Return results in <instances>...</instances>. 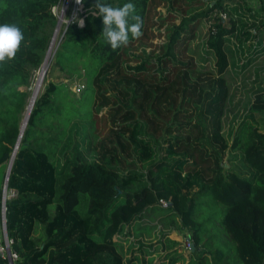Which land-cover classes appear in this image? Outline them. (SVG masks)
Instances as JSON below:
<instances>
[{"label": "trees", "instance_id": "1", "mask_svg": "<svg viewBox=\"0 0 264 264\" xmlns=\"http://www.w3.org/2000/svg\"><path fill=\"white\" fill-rule=\"evenodd\" d=\"M131 2L143 35L126 47L104 41L95 0L82 2L83 26L60 32L7 181L16 264H264V0L260 11L245 0ZM57 3L0 0V23L26 36L0 64V167L15 148ZM50 69L83 78L77 93L91 87L85 114H66L59 93L69 85L47 80ZM176 227L188 247L168 236ZM150 237L154 244L143 241Z\"/></svg>", "mask_w": 264, "mask_h": 264}, {"label": "clouds", "instance_id": "2", "mask_svg": "<svg viewBox=\"0 0 264 264\" xmlns=\"http://www.w3.org/2000/svg\"><path fill=\"white\" fill-rule=\"evenodd\" d=\"M75 2L81 4L83 0ZM90 12L94 17H102L104 27L101 36L113 50L126 47L130 43V35L133 39L143 35L142 18L131 0L122 6H113L107 0H95ZM80 23L83 26V21ZM25 42L26 36L20 25L0 23V64L15 59Z\"/></svg>", "mask_w": 264, "mask_h": 264}, {"label": "rangeland", "instance_id": "3", "mask_svg": "<svg viewBox=\"0 0 264 264\" xmlns=\"http://www.w3.org/2000/svg\"><path fill=\"white\" fill-rule=\"evenodd\" d=\"M58 8H60V5L58 7H56V9L53 10V12H54V14L56 16V21L58 20V16L56 15L58 13V10H59ZM60 22H61V19H60ZM59 24H58V27H57V31L55 32L54 47L58 43L60 32L63 29V23L61 25H59ZM198 31L200 32V30H198ZM196 42H198V38L196 39V41H193L190 44V47L193 48V45ZM195 52L196 53H193V55H194V58L197 59V64L203 69H206V68L210 67V64H211L210 63V59H209L208 56H206L205 51L203 52V50L200 47H198ZM40 68H41V65L38 68V70H36V72H35V74L33 76V79H32L31 96H32V93L34 91L35 84L37 85V83H38L37 81L39 79V75H40V72H41ZM45 69H47V66H46ZM37 73H38V75H37ZM47 80H51V81L56 82V83H60V82L61 83H66V84L69 85V90L61 91L59 93L60 98L64 102H69L70 103V104H67L68 108H69V111H66V114H68V112H69V114L70 113L74 114L75 112H78L80 114H85L89 110L90 102H91V98H92L91 87H89L88 85L85 86V88L82 89V91L80 93H77L79 91H75L74 90L75 89L74 88V84H81V82L84 83V79L83 78L75 77L73 75L72 76H68V74H65V72H62V71H59V70H56V69H50V71L48 73ZM41 83H42V81H41ZM41 86L42 85L40 84V86H39L40 89H38L39 91L41 90ZM31 96H30V98H31ZM30 98H29V100H30ZM77 99H79V100L71 105V100H77ZM28 109H30V106L28 107V105H27L26 111ZM26 111H25V113H26ZM24 118H26L25 114H24ZM24 118H23L21 124H23ZM225 119H226V121L224 120V125H225L224 126V134L230 136L232 127H233V125H235V122L233 124H231V121H229V116L228 115H227V117ZM6 168H7L6 165L0 167V192H1V198H2L4 179H5V175H6ZM6 197H7V190H6ZM80 209L81 210L83 209V205H82V207H80ZM167 231L169 233L168 236L170 238L176 239L178 242L181 243L182 246H183V244H184V247L186 246V240L184 241L185 233H184V231L182 229L176 227V228H173V230L169 229ZM0 234H1V222H0ZM143 241H146V242L151 241L152 244H154V242H155L154 237L153 238L152 237L146 238ZM123 246L127 249V243H123ZM181 249H182V251H184L183 247H181ZM125 255L127 257L129 256V251L128 250L125 252Z\"/></svg>", "mask_w": 264, "mask_h": 264}, {"label": "built area", "instance_id": "4", "mask_svg": "<svg viewBox=\"0 0 264 264\" xmlns=\"http://www.w3.org/2000/svg\"><path fill=\"white\" fill-rule=\"evenodd\" d=\"M58 8V24L61 25L63 23V29H65L68 23L76 21L78 26H81L80 21H83V17L85 16L82 3L77 4L75 0H58V3L52 8V10ZM61 18V22H60ZM221 18H224V14H221ZM82 87L81 84H74V90L79 91ZM162 205H166V202L163 200H159ZM0 222H1V234H0V259L3 264H16L18 260V255L11 249L12 239L7 236L5 231V224H3L1 220V211H0ZM189 246L188 240H186V246Z\"/></svg>", "mask_w": 264, "mask_h": 264}, {"label": "water", "instance_id": "5", "mask_svg": "<svg viewBox=\"0 0 264 264\" xmlns=\"http://www.w3.org/2000/svg\"><path fill=\"white\" fill-rule=\"evenodd\" d=\"M57 27H58V21H56V23H55V26H54V29H53V32H52V35H51V38H50V41H49L48 47H49V45H50V43H51V41H52V39H53V37H54V34H55L56 30H57ZM56 45H57V44H56ZM56 45H55V47H56ZM48 47H47V49H48ZM55 47H54V49H55ZM46 51H47V50H46ZM45 54H46V53H45ZM44 57H45V56H44ZM43 60H44V59H43ZM42 63H43V61H42ZM42 63H41V65H42ZM44 72H45V70H42V72H41V77H43ZM33 103H34V102H33ZM32 106H33V104H32ZM32 106H30V109H29V111H28V113H27V115H26V118H25V125H26V123H27V120H28V117H29L30 111H31V109H32ZM24 128H25V127H24ZM23 130H24V129H22V124H21L20 132H19V135H18L17 142H16V144H15V148H14V150H13V153H12V155H11V158H10V160H9V162H8V165H7V168H6V175H5V179H4L3 191H2V198H1V220H2L3 224H5V198H6V190H7L8 176H9V172H10V169H11V165H12V161H13V157H14V154H15L16 148H17V146H18V141L20 140V138H21V136H22V134H23ZM5 231H6V224H5ZM190 248H192V246H190Z\"/></svg>", "mask_w": 264, "mask_h": 264}, {"label": "bare ground", "instance_id": "6", "mask_svg": "<svg viewBox=\"0 0 264 264\" xmlns=\"http://www.w3.org/2000/svg\"><path fill=\"white\" fill-rule=\"evenodd\" d=\"M61 19V18H60ZM57 31V30H56ZM54 43H55V34H54V37H53V39H52V41H51V43H50V45H49V47H48V50H47V53H46V56H45V59H44V62L42 63V65H41V68H40V71L42 72V70H45V68H46V66H47V64H48V62H49V59H50V57L52 56V53L54 52ZM39 71V72H40ZM38 72V73H39ZM41 72H40V75H39V79H38V83H37V85L35 84V88H34V91H33V93H32V96H31V98H30V100H29V102H28V107L29 106H32V104H33V102H34V100H35V98H36V95H37V92H38V89H40L39 88V86H40V84H41V80H42V77H41ZM38 73H37V75H38ZM28 111H29V109L26 111V113H25V115H27V113H28ZM24 127H25V118H24V121H23V124H22V129H24ZM18 143H19V141H18Z\"/></svg>", "mask_w": 264, "mask_h": 264}, {"label": "crops", "instance_id": "7", "mask_svg": "<svg viewBox=\"0 0 264 264\" xmlns=\"http://www.w3.org/2000/svg\"><path fill=\"white\" fill-rule=\"evenodd\" d=\"M246 3L252 7V9L259 10L260 11V6H259V0H245ZM262 130L264 131V124Z\"/></svg>", "mask_w": 264, "mask_h": 264}]
</instances>
